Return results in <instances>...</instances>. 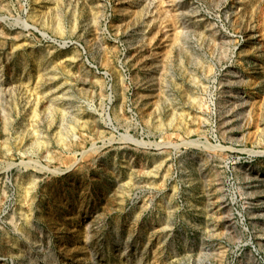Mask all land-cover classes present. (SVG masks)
<instances>
[{
  "label": "rangeland",
  "instance_id": "1",
  "mask_svg": "<svg viewBox=\"0 0 264 264\" xmlns=\"http://www.w3.org/2000/svg\"><path fill=\"white\" fill-rule=\"evenodd\" d=\"M0 264H264V0H0Z\"/></svg>",
  "mask_w": 264,
  "mask_h": 264
},
{
  "label": "bare ground",
  "instance_id": "2",
  "mask_svg": "<svg viewBox=\"0 0 264 264\" xmlns=\"http://www.w3.org/2000/svg\"><path fill=\"white\" fill-rule=\"evenodd\" d=\"M45 34V33H44ZM45 36H47V35H45Z\"/></svg>",
  "mask_w": 264,
  "mask_h": 264
},
{
  "label": "water",
  "instance_id": "3",
  "mask_svg": "<svg viewBox=\"0 0 264 264\" xmlns=\"http://www.w3.org/2000/svg\"><path fill=\"white\" fill-rule=\"evenodd\" d=\"M47 37V36H46Z\"/></svg>",
  "mask_w": 264,
  "mask_h": 264
}]
</instances>
